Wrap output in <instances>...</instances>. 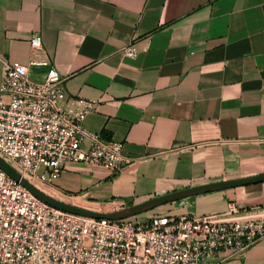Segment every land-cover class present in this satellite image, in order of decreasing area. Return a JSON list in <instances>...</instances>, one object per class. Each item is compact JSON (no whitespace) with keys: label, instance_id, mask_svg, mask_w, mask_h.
<instances>
[{"label":"crops","instance_id":"1","mask_svg":"<svg viewBox=\"0 0 264 264\" xmlns=\"http://www.w3.org/2000/svg\"><path fill=\"white\" fill-rule=\"evenodd\" d=\"M43 48L31 45L33 34ZM133 46L137 56L125 53ZM0 51L85 126L121 140L119 168L67 162L46 193L105 213L213 181L264 173V0H0ZM3 79L0 61V85ZM40 188V187H39ZM44 191V190H43ZM264 203V180L187 196L153 213ZM224 264H264V237Z\"/></svg>","mask_w":264,"mask_h":264},{"label":"built area","instance_id":"2","mask_svg":"<svg viewBox=\"0 0 264 264\" xmlns=\"http://www.w3.org/2000/svg\"><path fill=\"white\" fill-rule=\"evenodd\" d=\"M42 49L43 37H31ZM125 53L137 56L128 46ZM0 155L30 181L54 183L67 162L119 168L133 160L121 140L88 129L90 104L59 106L64 78L49 62L42 79L0 51ZM264 237V203L223 213L92 217L41 199L0 168V264H224Z\"/></svg>","mask_w":264,"mask_h":264},{"label":"water","instance_id":"3","mask_svg":"<svg viewBox=\"0 0 264 264\" xmlns=\"http://www.w3.org/2000/svg\"><path fill=\"white\" fill-rule=\"evenodd\" d=\"M0 168H2L4 171H6L10 176L15 178L16 180L20 181L24 186H26L35 195H37L38 197H40L41 199L47 201L48 203L52 205H55L61 209L74 212V213H79V214L88 215L92 217H108L110 219H123V218L131 217L141 212L149 211L152 208H155L162 204L171 202L173 200L181 199L187 196L201 194V193H205V192L212 191V190L226 189V188L235 187L238 185H244V184H249V183H254V182L264 180V173H263V174H257V175H253L249 177H243V178L213 181V182H209L206 184L191 186L189 188H185V189L178 190L175 192L156 196L148 200H145L143 202L134 204L119 212L105 213V212L90 210L87 208H83V207L68 203L66 201L60 200L46 193L41 188H39L37 185H35L32 181L24 177L12 164H10L1 155H0Z\"/></svg>","mask_w":264,"mask_h":264},{"label":"rangeland","instance_id":"4","mask_svg":"<svg viewBox=\"0 0 264 264\" xmlns=\"http://www.w3.org/2000/svg\"><path fill=\"white\" fill-rule=\"evenodd\" d=\"M80 163H85V162H80ZM86 164V163H85ZM33 183L35 184V185H37L38 187H40L42 190H44V191H48V186L49 185H47V184H45V183H42V182H40V181H37V180H34L33 181ZM152 214H154L153 212H151V210H149V211H145V212H141V213H139V214H137V215H134V216H131L132 218H137V219H145V218H147V217H149L150 215H152Z\"/></svg>","mask_w":264,"mask_h":264}]
</instances>
